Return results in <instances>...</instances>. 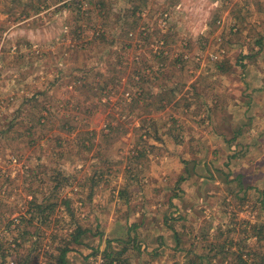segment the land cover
Segmentation results:
<instances>
[{"label": "rangeland", "instance_id": "374dc122", "mask_svg": "<svg viewBox=\"0 0 264 264\" xmlns=\"http://www.w3.org/2000/svg\"><path fill=\"white\" fill-rule=\"evenodd\" d=\"M66 241L264 264V0H0V264Z\"/></svg>", "mask_w": 264, "mask_h": 264}, {"label": "trees", "instance_id": "16d2710c", "mask_svg": "<svg viewBox=\"0 0 264 264\" xmlns=\"http://www.w3.org/2000/svg\"><path fill=\"white\" fill-rule=\"evenodd\" d=\"M42 4V3H41ZM44 7V5H40V4H38V5H34L33 6V9L34 10H36V11H39V10H41L42 8ZM41 207V206H40ZM86 232V229H84L81 225H79V224H77L76 225V227H74L73 228V231H72V233L70 234L72 237V241H70V243L68 242V244H71V243H73V241H75L76 243H78L79 242V244H83V243H81V241H80V239H81V237L83 236V234ZM67 244V241H66V243H65V245H63L62 247H61V252L59 253V257H58V261H57V264H66L67 263V260H66V253H67V251H69L70 250V247H69V245ZM109 245H110V243H109ZM124 250H126V249H124ZM123 250V251H124ZM103 259H102V263L103 264H118L116 261H117V259H118V255L119 254H121V252H114V251H112L111 249H109L108 247L107 248H105L104 250H103ZM85 257V261H87L86 263H84V264H93V263H95V262H93V263H90L91 261H90V255L88 254V255H85L84 256ZM89 260V261H88ZM116 262V263H115ZM119 262H121V260L119 261Z\"/></svg>", "mask_w": 264, "mask_h": 264}]
</instances>
